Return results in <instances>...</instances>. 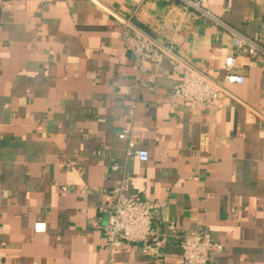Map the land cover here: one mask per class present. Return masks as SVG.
I'll list each match as a JSON object with an SVG mask.
<instances>
[{
  "label": "crops",
  "instance_id": "1",
  "mask_svg": "<svg viewBox=\"0 0 264 264\" xmlns=\"http://www.w3.org/2000/svg\"><path fill=\"white\" fill-rule=\"evenodd\" d=\"M203 3L218 20L182 0H0V264H183L181 236L199 225L220 245L208 264H264V55L237 56L243 83L199 108L174 99L167 58L147 82L120 38L132 15L221 81L236 52L225 25L264 45V0ZM125 178L164 202L155 228L177 227L158 254L107 245L102 208Z\"/></svg>",
  "mask_w": 264,
  "mask_h": 264
},
{
  "label": "built area",
  "instance_id": "2",
  "mask_svg": "<svg viewBox=\"0 0 264 264\" xmlns=\"http://www.w3.org/2000/svg\"><path fill=\"white\" fill-rule=\"evenodd\" d=\"M182 1L187 6L195 8L204 19L218 20L204 5L203 0ZM120 24V38L131 53L139 71L143 74L148 73L147 82L153 81L147 64L158 66L167 58L173 71L181 77L174 99L199 108L211 107L220 98L221 93L226 92L227 85L243 83V75L232 73L237 56L247 55L257 58L264 55V45L259 42L258 37L250 38L225 25L232 37L236 52L235 55L224 60L226 75L221 81H216L182 56L173 41L150 34L133 21L132 15L122 18ZM113 132L120 141L127 144L129 155H135L141 161L149 159V152L137 147V130L124 127L115 128ZM128 190L129 180L125 178L121 186L110 192L112 199L102 208L107 215V221L103 226L107 245L114 249L126 242L142 243L144 251L158 254L160 247L168 242L171 236L177 235V227L171 224L169 232L155 228L152 225L154 213L163 206L164 202L154 201L140 194H128ZM44 227V223H37L35 229L40 230ZM179 244L183 264H208L211 249L216 246L220 248L202 225L183 234Z\"/></svg>",
  "mask_w": 264,
  "mask_h": 264
}]
</instances>
